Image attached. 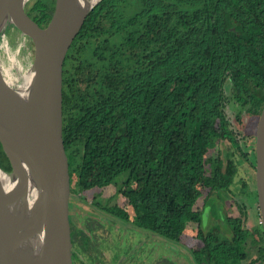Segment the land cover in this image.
<instances>
[{
    "label": "trees",
    "instance_id": "trees-1",
    "mask_svg": "<svg viewBox=\"0 0 264 264\" xmlns=\"http://www.w3.org/2000/svg\"><path fill=\"white\" fill-rule=\"evenodd\" d=\"M129 1L100 0L63 64L64 139L76 158L82 192L100 194L124 177L113 196L124 205L91 204L80 217L77 240L87 242L101 225L94 218L103 217L165 245L193 232L200 241L190 252L196 264L244 259V226L250 211L259 210L239 200L242 216L222 213L241 173L233 153L226 160L207 155L225 141L255 169L254 146L228 129L224 107L228 97L236 115L255 118L264 107V0H135L139 7L130 16L116 17ZM53 5L34 0L31 11L40 24ZM123 29V42L113 44ZM0 168L10 170L1 146ZM239 180L257 203L254 179L252 191L247 178ZM201 198L202 209L195 210ZM206 209L229 235L215 224L203 227ZM254 231L264 241L261 227ZM79 257L74 249V264H82Z\"/></svg>",
    "mask_w": 264,
    "mask_h": 264
},
{
    "label": "water",
    "instance_id": "water-1",
    "mask_svg": "<svg viewBox=\"0 0 264 264\" xmlns=\"http://www.w3.org/2000/svg\"><path fill=\"white\" fill-rule=\"evenodd\" d=\"M29 0H0V36L10 23L32 45L23 84L0 64V146L10 170L0 171V264H74L82 189L73 150L65 142L63 64L88 13L100 1L54 0L40 24ZM30 75L28 85L25 77ZM255 191L264 232V107L254 142Z\"/></svg>",
    "mask_w": 264,
    "mask_h": 264
},
{
    "label": "rangeland",
    "instance_id": "rangeland-1",
    "mask_svg": "<svg viewBox=\"0 0 264 264\" xmlns=\"http://www.w3.org/2000/svg\"><path fill=\"white\" fill-rule=\"evenodd\" d=\"M133 1L135 0H130L121 9L116 10L114 15L116 17L130 16L134 12L136 6L139 7L138 2L133 4ZM33 3L34 0H29L27 2L28 9L32 8ZM126 33L127 30L125 29L116 33L112 39V43H122ZM100 37H103V35L100 34ZM31 53L32 45L28 39L17 30L10 27L8 32H6L5 38L0 42V64L3 72L8 75L5 76L9 80L11 79L15 86H21L23 84V77L28 71L31 63ZM76 85L79 88L84 87V83L80 79H77ZM224 113L228 122V129L236 135V138L240 140L242 144L246 143L248 148L254 146L258 118L251 117L247 114L245 115L244 113L236 115V107L228 101V97L226 98ZM213 147L215 148L209 150L208 157H216L219 155L222 159L226 160L228 153H233L234 155H232V157L235 159V163H237L238 172L241 173L234 179V186L231 189V194H227L228 199L222 207V213L230 217L240 216V208L237 205L239 200L246 203L248 207L251 206L253 209L258 208L257 203H255L254 200L252 201L250 196L245 195L248 190L247 186L239 180L240 176L247 178V180H249L250 190L252 191L254 189L252 181L254 179L255 170L243 161L239 152L234 150L228 142L223 141ZM123 178L124 177L121 176L114 186L111 185L103 189L100 194L97 190L88 193L83 192L82 202L80 204V216H86V214L91 211V204L94 205L97 202L103 206H106L108 203L109 205L118 204L122 207L124 201L120 198L114 199L113 196L115 194L116 185L120 184ZM94 196H97V198L94 199ZM109 196L110 200H108ZM202 201L203 198L199 199L195 206V210L202 209ZM124 208L132 217L131 208L126 206H124ZM251 213L250 211V216L244 226V231L246 232L245 241L240 248L241 253L246 254V257L239 261L228 262V264H264L262 263L263 255L261 253L264 241L258 240L254 231V229L260 226V214L257 209L255 215H251ZM94 219L100 222L101 225L93 231L91 236L89 235L90 239H87V242L76 239L75 242V249L80 256L79 258L82 264H120L121 260H125L123 264H129L131 261L137 262L136 264H196L190 252L200 245V241L194 237L193 232L182 235L178 244H167L163 246L161 239L145 231L138 233L140 230L134 229L135 231L129 232L123 229L120 224L110 223L107 218L95 217ZM132 219L135 220V218ZM202 223L203 227L207 230L212 229L215 224L220 228V231L222 230L226 235H229V232L225 231V227H221V222L211 215L207 209L203 213ZM133 253L135 254V259L133 258L129 261L125 258L126 256H128V258L132 257L134 255ZM159 258L161 259L158 260Z\"/></svg>",
    "mask_w": 264,
    "mask_h": 264
},
{
    "label": "flooded vegetation",
    "instance_id": "flooded-vegetation-1",
    "mask_svg": "<svg viewBox=\"0 0 264 264\" xmlns=\"http://www.w3.org/2000/svg\"><path fill=\"white\" fill-rule=\"evenodd\" d=\"M8 32V31H7ZM5 36H6V32H5V30H4V32H3V34H1V36H0V42L5 38ZM260 227H261V225H260ZM134 229H138V230H140L138 233H141L143 230L142 229H140V228H132L131 230H127V231H135ZM261 229H262V227H261ZM263 231V230H262ZM264 233V232H263ZM140 235V234H139ZM159 238V237H158ZM160 239V238H159ZM162 240V239H161ZM162 242H163V246H165V242H164V240H162ZM154 249V248H153ZM135 251V250H134ZM134 254V253H133ZM125 258H127L129 261H131L133 258L135 259V254L132 256V257H129L128 258V256H126ZM161 258H159L158 260H160ZM123 261H125V260H121L120 261V264H123ZM164 261V260H163ZM166 261V260H165ZM167 262V261H166ZM137 262H130L129 264H136Z\"/></svg>",
    "mask_w": 264,
    "mask_h": 264
},
{
    "label": "bare ground",
    "instance_id": "bare-ground-1",
    "mask_svg": "<svg viewBox=\"0 0 264 264\" xmlns=\"http://www.w3.org/2000/svg\"><path fill=\"white\" fill-rule=\"evenodd\" d=\"M95 2H97V0H90V4H94ZM32 54V53H31ZM5 75H7L6 73H4ZM8 76V75H7ZM10 82H13L11 79L9 80ZM30 81V75H27L25 77V82L24 85H28ZM0 178L2 180V182L5 184L6 188H8L10 185L8 184V179L7 177L0 171Z\"/></svg>",
    "mask_w": 264,
    "mask_h": 264
}]
</instances>
